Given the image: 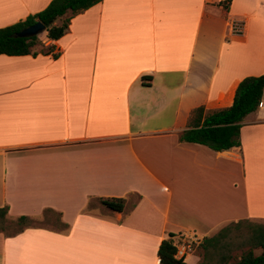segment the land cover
I'll return each instance as SVG.
<instances>
[{
    "label": "crops",
    "instance_id": "0c3cea01",
    "mask_svg": "<svg viewBox=\"0 0 264 264\" xmlns=\"http://www.w3.org/2000/svg\"><path fill=\"white\" fill-rule=\"evenodd\" d=\"M50 1L0 0V27ZM37 37L35 55L0 54V207L67 227L0 232V264H160L168 233L200 264L203 238L264 223V94L239 148L179 139L192 109L264 74V0H101Z\"/></svg>",
    "mask_w": 264,
    "mask_h": 264
},
{
    "label": "trees",
    "instance_id": "16d2710c",
    "mask_svg": "<svg viewBox=\"0 0 264 264\" xmlns=\"http://www.w3.org/2000/svg\"><path fill=\"white\" fill-rule=\"evenodd\" d=\"M101 0H51L47 6L25 19L14 24L0 27V54L5 55H35L34 47L39 40L37 35L32 37H16L15 33L22 28L37 21L44 24L46 37L57 40L63 36L69 27L73 15L88 9ZM67 13L69 16L64 17ZM61 19L60 24H55ZM42 53L44 50H41ZM56 56V55H53ZM264 94V74L246 76L242 78L235 89L231 105L215 110H206L203 106L191 110L187 122V128L183 130L179 139L185 142L203 144L216 152H222L232 147L241 146L239 129L243 118L257 109ZM100 202L111 210L122 211L125 203L124 198H100ZM90 206V202L88 207ZM7 206L0 207V232L5 235H14L28 226H43L34 224L37 218L44 221L55 229L67 227L61 221L59 213L50 208H45L41 216L34 218L19 216L16 219L7 217ZM50 214L55 220L50 221ZM5 222L12 224L8 229ZM231 226L235 231L233 238L228 237ZM173 233L163 239L158 247L160 264H186L183 257L177 258L176 245ZM240 250L239 256L236 251ZM256 251H259L256 253ZM197 252L199 263L207 264L212 260L213 264H264V223L241 220L233 225L221 229L212 237H205L199 243Z\"/></svg>",
    "mask_w": 264,
    "mask_h": 264
},
{
    "label": "water",
    "instance_id": "95a60500",
    "mask_svg": "<svg viewBox=\"0 0 264 264\" xmlns=\"http://www.w3.org/2000/svg\"><path fill=\"white\" fill-rule=\"evenodd\" d=\"M45 26L42 22L37 21L29 26L22 28L21 30L15 33L16 37H32L40 34L44 31Z\"/></svg>",
    "mask_w": 264,
    "mask_h": 264
},
{
    "label": "built area",
    "instance_id": "2783aa9c",
    "mask_svg": "<svg viewBox=\"0 0 264 264\" xmlns=\"http://www.w3.org/2000/svg\"><path fill=\"white\" fill-rule=\"evenodd\" d=\"M194 241L191 240H179L175 242L176 245V253L175 256L177 258L184 257L187 253L191 252L194 248Z\"/></svg>",
    "mask_w": 264,
    "mask_h": 264
},
{
    "label": "rangeland",
    "instance_id": "374dc122",
    "mask_svg": "<svg viewBox=\"0 0 264 264\" xmlns=\"http://www.w3.org/2000/svg\"><path fill=\"white\" fill-rule=\"evenodd\" d=\"M43 32V31H42ZM41 32V33H42ZM39 35V34H38ZM50 221H54L55 220V216H53V215H51L50 214ZM34 224H37V225H43V226H47V227H52V228H54V227H56L55 225L54 226H52V225H50V224H48V223H46L45 221H44V219H42L41 217L40 218H37V220L34 222ZM5 225H7V227H8V229H10L9 227H12L13 225L12 224H10V223H6L5 222ZM259 251H256V253H258ZM236 255L237 256H239V252H237L236 251Z\"/></svg>",
    "mask_w": 264,
    "mask_h": 264
}]
</instances>
